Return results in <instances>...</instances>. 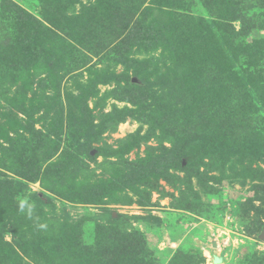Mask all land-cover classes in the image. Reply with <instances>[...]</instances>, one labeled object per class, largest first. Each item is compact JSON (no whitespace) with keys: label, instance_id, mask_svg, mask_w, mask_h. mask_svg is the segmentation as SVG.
<instances>
[{"label":"rangeland","instance_id":"rangeland-1","mask_svg":"<svg viewBox=\"0 0 264 264\" xmlns=\"http://www.w3.org/2000/svg\"><path fill=\"white\" fill-rule=\"evenodd\" d=\"M0 177V264H264V0H0Z\"/></svg>","mask_w":264,"mask_h":264},{"label":"trees","instance_id":"trees-1","mask_svg":"<svg viewBox=\"0 0 264 264\" xmlns=\"http://www.w3.org/2000/svg\"><path fill=\"white\" fill-rule=\"evenodd\" d=\"M163 1H168V0H161ZM174 1V0H173ZM202 5L206 8V3L203 1ZM190 37H188L187 39L184 40L183 42V47L182 49H180V53L183 52L185 49H187V47L189 46V44L191 43ZM182 44V42H181ZM202 45V44H201ZM57 52H60L63 50V48L58 47L55 48ZM197 56H200V52H197L196 54ZM195 55V58H197ZM70 163L68 161L62 163V165L67 166ZM19 177V176H18ZM37 177V175H36ZM35 177V178H36ZM23 178V177H22ZM25 181H28L27 179H24ZM35 180V179H33ZM15 182V181H14ZM29 182V181H28ZM21 184L19 183V181L13 183L12 181L6 179H2L0 177V198L4 195V194H14V195H19L20 191L18 189V187ZM25 185V184H24ZM31 219L29 217L27 218H23V221L21 220V218L19 219H14L12 221H9L10 223L8 224V233L11 235V237L13 238L12 243H7L4 240V236L7 234V231H5V226L0 227V257L3 256L4 259H8L10 261H15V259H20L18 258L19 255H24L25 252L29 249H32L33 247H43L46 245L52 246L50 244H47V242H43L42 243V239L39 238L37 241L38 242H29L27 239V236H33V239L36 240L37 237L35 234H31V230H33L35 225V222L33 220V215H31ZM76 233L72 234L71 236L68 235L66 236L64 243L68 246H71L72 242H74L76 240ZM18 253V254H17Z\"/></svg>","mask_w":264,"mask_h":264},{"label":"clouds","instance_id":"clouds-1","mask_svg":"<svg viewBox=\"0 0 264 264\" xmlns=\"http://www.w3.org/2000/svg\"><path fill=\"white\" fill-rule=\"evenodd\" d=\"M22 207H23V204H22ZM42 227H43V225H42Z\"/></svg>","mask_w":264,"mask_h":264}]
</instances>
